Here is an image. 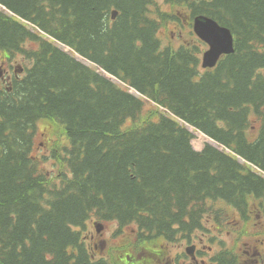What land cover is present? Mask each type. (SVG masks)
I'll use <instances>...</instances> for the list:
<instances>
[{"label": "trees", "instance_id": "obj_1", "mask_svg": "<svg viewBox=\"0 0 264 264\" xmlns=\"http://www.w3.org/2000/svg\"><path fill=\"white\" fill-rule=\"evenodd\" d=\"M162 1L0 0L42 31L0 9V58L25 69L0 84V264H142L159 238L195 240L209 220L224 227L226 208L241 219L250 202L264 209V0ZM184 7L233 31L235 51L216 67L202 68L198 38L162 45L161 22ZM40 120L62 131L52 175L33 153ZM185 123L247 163L210 143L194 149ZM91 220L131 226L112 248L134 237L146 254L95 257L81 232ZM234 250L217 264H235Z\"/></svg>", "mask_w": 264, "mask_h": 264}, {"label": "rangeland", "instance_id": "obj_2", "mask_svg": "<svg viewBox=\"0 0 264 264\" xmlns=\"http://www.w3.org/2000/svg\"><path fill=\"white\" fill-rule=\"evenodd\" d=\"M162 1V0H161ZM160 10L163 12L171 13V11H176V9L171 10V7L164 3L163 1L161 2ZM184 12L185 16L178 12V16L180 18V21L177 19H173L176 15L174 13L172 16H169L167 19L168 20H163L161 22V28L159 32V37L161 39L162 45L163 46H175L178 47L181 43H193V37H195V34L193 32V29H191V24H189L190 17H189V12L187 9H182ZM166 21V22H165ZM165 22V23H164ZM62 48L65 50L69 51V48L66 46L61 45ZM4 57L1 56V59ZM21 57H17L13 60H9L7 58V62L5 63V66L11 70V72H19L18 67L21 62H20ZM87 62V61H86ZM6 70V69H5ZM149 108V104L146 105V110ZM194 130V129H193ZM62 133L61 127L59 123H53V122H46V121H41L37 125V130H36V137H35V147L33 150V153L38 156H45L47 157L46 160H42L44 163L45 167L47 169L51 170L53 167L52 162L48 163V166L46 162L48 159H52V146H53V139H58L59 135ZM195 133V138L193 139V145L196 149L200 150L203 149L206 143L210 141L213 143L211 139L208 137H205L203 133H199V131L194 130ZM215 144V143H213ZM54 149V148H53ZM57 170V169H56ZM256 204H252L253 208L255 207ZM227 207L228 205H224ZM260 211H263V208L260 207L259 205H256ZM227 213H231L230 218L225 219L224 223L226 224V229L231 232L229 236H225L226 239L228 240L229 247L231 248H236L235 252L239 253L240 258H239V263L238 264H253L255 255L251 254L252 249L254 247H257L259 251L261 252L260 258L264 257V214L261 217L255 218V215L247 219V221L241 223L239 221V217H234V214H237L236 211L231 210V209H225ZM264 213V211H263ZM209 218V217H208ZM243 219V218H242ZM213 220V219H212ZM210 222V221H209ZM207 222V227L211 228L210 235L215 236L216 240H219V236H221V232L216 229L215 226H213L211 222ZM105 224L103 226L101 232L103 233L102 235H99L100 233H97L95 235V224ZM94 226L92 224V220L89 222L86 228H84L83 235H84V240L87 242V245H89L92 249L95 245L93 244V241L97 243V254L95 257H100L106 256L110 260L114 262H120V258L124 257V261H128L127 258L128 256L131 257L129 261H135L140 255L146 254L144 251L142 252V247L144 248L145 244H136L135 239L132 237V241L130 242L129 245H127V248L123 247H115L112 248L113 246H117L120 242L125 241V238L127 239V236L130 235L131 233V226L129 227H124V231L120 232L119 225L117 224L116 221H110L108 223H103V222H95ZM92 235H95V239H92ZM240 235V236H239ZM239 236L238 241L235 240V238ZM158 243V255L159 256H154L153 253H150L147 255V261L144 260L142 264H174L173 257L177 255L178 253L181 255H184L185 253V246L186 243L184 240H177L175 242H169L165 239H158L156 241ZM128 244V241H127ZM222 248V246L220 247ZM210 249V248H209ZM209 253L212 250H207ZM249 252V255L246 252ZM125 253V254H124ZM210 254L207 255L206 258L209 257ZM186 258L189 261V258L186 255ZM257 258V256H256ZM119 264V263H118ZM124 264V263H123Z\"/></svg>", "mask_w": 264, "mask_h": 264}, {"label": "water", "instance_id": "obj_3", "mask_svg": "<svg viewBox=\"0 0 264 264\" xmlns=\"http://www.w3.org/2000/svg\"><path fill=\"white\" fill-rule=\"evenodd\" d=\"M115 15L116 12L114 17ZM195 30L211 44V50L207 51L204 56V66H214L222 51L230 52L233 50L231 32L216 21L210 18L198 19L195 23Z\"/></svg>", "mask_w": 264, "mask_h": 264}, {"label": "flooded vegetation", "instance_id": "obj_4", "mask_svg": "<svg viewBox=\"0 0 264 264\" xmlns=\"http://www.w3.org/2000/svg\"><path fill=\"white\" fill-rule=\"evenodd\" d=\"M254 263H257L256 261H254Z\"/></svg>", "mask_w": 264, "mask_h": 264}, {"label": "bare ground", "instance_id": "obj_5", "mask_svg": "<svg viewBox=\"0 0 264 264\" xmlns=\"http://www.w3.org/2000/svg\"><path fill=\"white\" fill-rule=\"evenodd\" d=\"M8 229V228H7Z\"/></svg>", "mask_w": 264, "mask_h": 264}]
</instances>
